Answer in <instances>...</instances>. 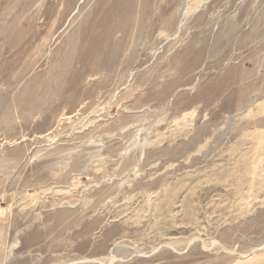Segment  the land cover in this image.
<instances>
[{
  "label": "rangeland",
  "instance_id": "1",
  "mask_svg": "<svg viewBox=\"0 0 264 264\" xmlns=\"http://www.w3.org/2000/svg\"><path fill=\"white\" fill-rule=\"evenodd\" d=\"M257 259L264 0H0V264Z\"/></svg>",
  "mask_w": 264,
  "mask_h": 264
},
{
  "label": "bare ground",
  "instance_id": "2",
  "mask_svg": "<svg viewBox=\"0 0 264 264\" xmlns=\"http://www.w3.org/2000/svg\"><path fill=\"white\" fill-rule=\"evenodd\" d=\"M260 258H261V257H260ZM261 259H262V258H261ZM250 260H254V258H251ZM259 260H260V259H259ZM259 260H258V259L256 260L257 263L253 261L254 264H255V263H256V264H259V262H260ZM258 261H259V262H258ZM261 262H263V261L261 260ZM261 262H260V263H261ZM250 263L252 264V262H250ZM250 263H249V264H250ZM263 263H264V262H263Z\"/></svg>",
  "mask_w": 264,
  "mask_h": 264
}]
</instances>
